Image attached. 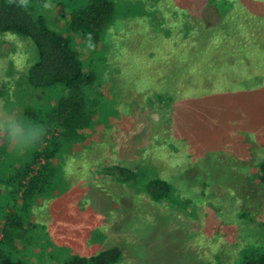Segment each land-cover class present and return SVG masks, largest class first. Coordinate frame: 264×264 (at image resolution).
I'll return each instance as SVG.
<instances>
[{
	"label": "rangeland",
	"instance_id": "rangeland-1",
	"mask_svg": "<svg viewBox=\"0 0 264 264\" xmlns=\"http://www.w3.org/2000/svg\"><path fill=\"white\" fill-rule=\"evenodd\" d=\"M158 12L173 15L167 3ZM57 13L53 4L54 20ZM179 38L145 16L118 18L106 29L91 59L100 93L110 99L98 94L106 103L102 115L64 153L65 189L35 209L49 239L37 244V264H55V250L89 256L110 246L121 249L116 264H232L242 247L259 239L264 186L254 173L264 159V52L251 40L248 54L228 56L231 44L217 32L200 49ZM80 50L83 58L91 52ZM34 56L29 39L0 33L3 142L21 129L16 119L24 102L50 98L31 92L35 99L28 101V87L18 84ZM10 154L0 151L2 158ZM108 165L136 167L142 182L163 178L173 192L154 202L138 181L105 172ZM25 259L37 261L28 253Z\"/></svg>",
	"mask_w": 264,
	"mask_h": 264
},
{
	"label": "trees",
	"instance_id": "trees-1",
	"mask_svg": "<svg viewBox=\"0 0 264 264\" xmlns=\"http://www.w3.org/2000/svg\"><path fill=\"white\" fill-rule=\"evenodd\" d=\"M162 3L171 6L173 15L159 14ZM53 4L57 5L56 20L51 14ZM208 12L215 19L207 21ZM142 16L166 35L192 39L189 47L200 49L204 38L217 32L223 44H231L228 56L239 50L248 54L251 40L259 45V53L264 52V0H0V33L27 38L34 47V59L22 73L19 86L28 87L24 89L28 101L35 99L31 92L42 101L50 93L45 104L24 102L16 119L21 129L14 141L3 142L0 136V151L11 152L0 157V264H23L27 253L37 259L36 264L40 262L35 256L37 244L48 239V232L35 218V209L55 191L65 189L64 153L87 138L102 115L100 107L106 104L98 96L105 95L100 93L104 87L91 57L116 19ZM81 47L89 48L90 54L83 58ZM256 166L254 177L264 186V159ZM105 168V172L119 171L124 182L138 181L154 202L166 201L173 192L172 184L157 176L142 182L136 167ZM239 216L249 214L241 211ZM259 231L257 242L242 247L232 264H264V223ZM61 252L55 250V264H116L121 257L117 246L89 256Z\"/></svg>",
	"mask_w": 264,
	"mask_h": 264
}]
</instances>
